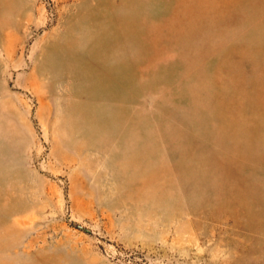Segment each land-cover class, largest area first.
Wrapping results in <instances>:
<instances>
[{
	"label": "rangeland",
	"instance_id": "374dc122",
	"mask_svg": "<svg viewBox=\"0 0 264 264\" xmlns=\"http://www.w3.org/2000/svg\"><path fill=\"white\" fill-rule=\"evenodd\" d=\"M0 264H264V0H0Z\"/></svg>",
	"mask_w": 264,
	"mask_h": 264
},
{
	"label": "bare ground",
	"instance_id": "6f19581e",
	"mask_svg": "<svg viewBox=\"0 0 264 264\" xmlns=\"http://www.w3.org/2000/svg\"><path fill=\"white\" fill-rule=\"evenodd\" d=\"M13 223H14V225H15V224H18V223H19V219L16 218V219L13 221Z\"/></svg>",
	"mask_w": 264,
	"mask_h": 264
}]
</instances>
